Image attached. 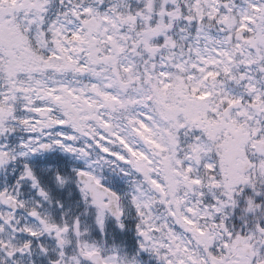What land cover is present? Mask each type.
I'll list each match as a JSON object with an SVG mask.
<instances>
[{
    "label": "snow or ice",
    "instance_id": "1",
    "mask_svg": "<svg viewBox=\"0 0 264 264\" xmlns=\"http://www.w3.org/2000/svg\"><path fill=\"white\" fill-rule=\"evenodd\" d=\"M0 264H264V0H0Z\"/></svg>",
    "mask_w": 264,
    "mask_h": 264
}]
</instances>
